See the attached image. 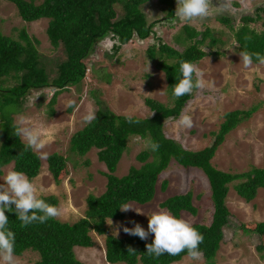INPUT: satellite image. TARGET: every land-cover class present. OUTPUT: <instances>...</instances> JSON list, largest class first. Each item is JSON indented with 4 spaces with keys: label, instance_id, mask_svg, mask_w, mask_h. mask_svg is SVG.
Returning <instances> with one entry per match:
<instances>
[{
    "label": "trees",
    "instance_id": "trees-1",
    "mask_svg": "<svg viewBox=\"0 0 264 264\" xmlns=\"http://www.w3.org/2000/svg\"><path fill=\"white\" fill-rule=\"evenodd\" d=\"M4 1L15 7L23 22L46 19L45 34L49 45L53 49L60 46L64 54V60L56 66L55 76L49 80L41 66L35 40L30 39L24 30L18 32L17 40L0 33V175L1 168L11 164L12 170L21 171L32 180L39 173L40 160L32 149H25V143L15 132L18 126L12 120L24 98L30 91L50 88L53 92L48 107H51L60 93L81 84L86 71L83 61L97 42L110 37L115 42L111 47L115 53L133 37L140 41L147 39L152 34L154 23H147L140 10L150 0H42L37 5L31 0ZM157 3L165 10L164 20L174 19L175 0H157ZM115 5H119L123 12L119 19H116ZM217 21L228 27L238 54L259 53L264 57V6L255 8L253 15H242L235 28L227 17H220ZM256 23L260 26L259 31L250 27ZM182 32V42H187L182 51L178 52L163 43L150 46L145 51L148 60L154 62L155 69L163 74L166 92L172 98L171 106L146 98L143 103L151 116L131 117L134 123H129L128 117L114 114L96 99L97 119L86 123L70 136V153L83 157L95 149L97 161L105 168V189L98 196L86 197L83 216L71 224L51 218L45 223L33 222L22 226L14 205H11L13 211L5 212L9 220L7 228L15 233L16 257L30 251L37 254L34 264H83L76 259L74 248H91L93 242L89 234L92 232L104 237V260L107 264H174L184 257L191 258L187 251L176 256H150L146 252V244L151 241L135 235L116 238L108 235L106 227L107 220L123 219L120 208L126 204L144 205L150 202L159 175L172 161L184 169H198L206 178L212 206L211 219L207 226H192L204 237L199 246L201 258L205 264H214L213 259L222 239L221 229L226 226L229 216L225 206L228 186L236 182L232 187L235 194L244 202H250L258 190H264V168L250 167L246 172L232 174L215 169L210 161L225 135L248 119L256 108L223 113L217 131L211 133L212 143L198 151L183 149L177 142L164 136V121L177 119L190 99V94L179 98L173 95L174 84L182 78L180 62L195 64L206 56L200 46L208 36L207 31L199 33L183 26ZM213 43L214 40L210 39V44ZM252 64H260L255 55ZM7 79L12 80L14 85L3 87ZM52 112L50 109L49 114ZM131 137L146 143H158L159 149L153 152L147 148L139 152L135 159L141 166L130 167L125 175L117 177L114 174L117 163ZM46 168L52 179L57 181L65 168V160L56 153L50 154L46 158ZM165 188L166 182L163 181L160 190L164 191ZM39 198L57 207L56 197ZM159 207L177 218L181 212L190 215L196 212L190 193L168 197ZM247 229L260 240L256 252L264 251V222H258L253 227L241 226L242 231L247 232Z\"/></svg>",
    "mask_w": 264,
    "mask_h": 264
},
{
    "label": "rangeland",
    "instance_id": "rangeland-1",
    "mask_svg": "<svg viewBox=\"0 0 264 264\" xmlns=\"http://www.w3.org/2000/svg\"><path fill=\"white\" fill-rule=\"evenodd\" d=\"M31 1L37 5L42 0ZM225 3L228 8L223 12H217L213 8L208 18L185 22L175 12L174 19L164 20V8L157 0H150L140 7L146 22L154 23L152 34L147 39L140 41L133 37L115 53L111 49L115 42L110 37L97 42L83 61L86 71L81 84L60 93L51 107H48L53 92L50 88L30 91L24 98L19 112L12 116V120L17 126H20L21 120L27 122L26 126L38 125L42 138L47 141L44 149H32L39 157L40 170L31 181L38 189V196L56 197L57 207L61 210V215L56 220L69 224L77 221L83 216L86 197L98 196L105 189V168L97 161L96 150L91 149L83 157L68 150L70 136L86 124L83 116L90 107L97 110L96 99L114 114L125 117L151 116L143 103L146 98L171 106L172 98L166 92L163 74L155 69L154 62L148 60L145 51L148 47H156L161 43L178 52L182 51L187 45V42H182L183 26L199 33L207 31L208 36L200 46L206 56L195 64L204 72L206 81L215 82V87L194 89L179 117L164 121V136L177 142L183 149L198 151L212 143L211 133L217 131L223 113L255 107L256 111L248 119L225 135L210 163L215 169L232 174L246 172L250 167L264 168V64L244 67L231 32L227 26L217 21L220 17H227L235 28L242 15H253L255 8L264 6V0H225ZM212 4L219 6L218 0H212ZM176 7L177 0L175 10ZM114 11L116 19L123 15L119 5L114 6ZM46 24V19L31 23L21 21L15 7L0 0V33L17 40L18 32L24 30L30 39L35 40L41 66L50 80L56 74V66L64 60V54L60 46L53 49L49 45L45 34ZM250 27L260 30L258 23ZM210 39L214 40L213 44H210ZM13 85L14 82L10 79L3 82V87ZM70 100L75 102L72 107L67 106ZM50 109L53 111L51 115ZM184 113L193 118V127L190 129H183L177 124ZM19 138L26 143L22 137ZM146 144V141L137 137L127 140L126 149L117 163L115 176L121 177L128 168L141 166L135 156L147 149ZM53 153L65 160V168L57 181L52 179L46 168V158ZM11 168V164L1 168L0 184L4 183L3 177ZM163 181L166 182V188L161 191L160 184ZM234 184L236 182L228 186L225 206L229 216L226 226L221 229L222 239L213 262L264 264V251L258 253L255 250L260 244L257 235L250 229L247 232L241 230V226L253 227L258 222H264V190H258L250 202H244L233 191ZM186 193L191 194V203L196 212L194 215L181 212L179 218L191 225L207 226L212 206L206 178L198 169H184L171 161L156 181L152 200L144 205L126 204L132 208L128 211L121 210L122 220L106 221L108 235L116 238L129 236L123 229L133 228L135 224L147 231L148 217L153 211L161 209L160 203L168 197ZM89 235L93 246L74 248L76 259L83 264H107L104 260V237L92 232ZM153 238V234L149 233L146 240L152 242ZM16 259L18 264H34L37 254L27 251ZM174 264L205 263L202 258L197 260L184 257Z\"/></svg>",
    "mask_w": 264,
    "mask_h": 264
},
{
    "label": "clouds",
    "instance_id": "clouds-1",
    "mask_svg": "<svg viewBox=\"0 0 264 264\" xmlns=\"http://www.w3.org/2000/svg\"><path fill=\"white\" fill-rule=\"evenodd\" d=\"M218 3L219 6H213L212 0H177L178 7H176L175 14L185 22L202 21L212 14L213 8L217 12L227 10L228 5L225 0H218ZM239 55L246 68L252 65L253 55L260 63L264 64V57H261L259 53H239ZM180 72L182 78L173 86V95L176 98L191 94L194 89L203 90L215 87V82L206 81L204 72L190 61L180 62ZM74 103L70 100L67 106L72 107ZM95 119H97L96 109L90 107L83 116V121L91 123ZM128 122L134 123L131 117H128ZM19 123L20 126L15 129V132L17 136L25 140L26 150L30 148L40 151L46 147L47 141L42 138L38 125L26 126L27 122L24 120ZM177 124L183 129H190L193 127V118L184 113ZM146 147L155 152L159 149V144L149 141ZM3 181L4 183L0 184V264H18L14 255L15 233L7 228L9 220L5 212L13 211L11 205H14V211L22 226H28L33 222L45 223L51 218H57L61 215V210L39 198L37 187L23 172L9 170L3 177ZM130 208L132 206L126 205L120 209L128 211ZM123 230L129 235L138 236L142 240H146L149 233L153 234L152 242L146 244V252L150 256L159 257L164 254L176 256L187 251L192 259L198 260L202 257L199 246L203 243V235L188 221L177 218L168 210L153 211L148 217L147 231L139 224ZM129 250L134 251L131 248Z\"/></svg>",
    "mask_w": 264,
    "mask_h": 264
}]
</instances>
